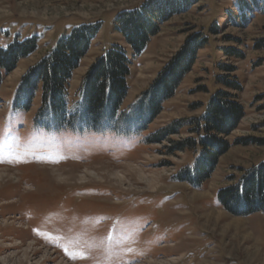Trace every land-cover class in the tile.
Masks as SVG:
<instances>
[{
  "label": "rangeland",
  "instance_id": "rangeland-1",
  "mask_svg": "<svg viewBox=\"0 0 264 264\" xmlns=\"http://www.w3.org/2000/svg\"><path fill=\"white\" fill-rule=\"evenodd\" d=\"M145 1L0 0V47L38 40L0 86V169L12 178L0 183V264H264V213L235 215L217 200L242 170L264 160V142L255 141L264 140V11L252 9L244 22L234 0H197L162 22L137 55L114 22ZM95 21L101 29L73 74L69 101L95 58L116 45L130 60L119 122L97 130L40 126V93L28 109L15 106L22 76L74 27ZM195 31L206 44L145 124L133 107L137 97ZM228 73L239 91L221 80ZM219 90L236 95L244 116L210 177L193 187L177 175L198 147L182 143L196 137L197 120ZM173 124L171 133L155 137ZM241 138L255 142L237 143ZM30 243L36 254L27 251Z\"/></svg>",
  "mask_w": 264,
  "mask_h": 264
},
{
  "label": "trees",
  "instance_id": "trees-1",
  "mask_svg": "<svg viewBox=\"0 0 264 264\" xmlns=\"http://www.w3.org/2000/svg\"><path fill=\"white\" fill-rule=\"evenodd\" d=\"M197 0H146L139 7L118 12L114 26L135 54H140L150 38L159 32L160 24L173 15L186 11ZM238 17L247 22V12L261 8L264 0H234ZM235 18V17H234ZM101 29V21L83 23L74 27L51 47L22 76L15 95V106L28 109L40 93L39 109L35 120L49 129H92L102 127L103 122L119 121L121 106L127 96L130 60L122 48L113 45L98 55L90 64L77 90V98L69 101L68 86L81 60L89 51ZM213 30V27L211 28ZM37 37L14 41L0 47V86L19 60L33 54L37 49ZM207 42L202 31H195L185 38L180 48L142 91L133 107L140 116L146 115L148 124L162 110L163 103L170 99L180 82L195 62L196 54ZM232 52L240 51L229 49ZM233 71L235 67L225 66ZM233 91L241 89L230 73L222 78ZM132 108V107H131ZM142 111V112H141ZM244 116V108L230 91L219 90L212 94L197 120L193 131L196 137L186 139L183 146H191L198 153L192 165L178 173L177 178L193 187H200L214 171L218 158L230 147L226 137L237 127ZM118 121V122H117ZM115 127V124L111 128ZM174 124L157 131L165 136ZM254 140V139H253ZM257 142H264L255 139ZM252 139L241 138L237 143L248 144ZM261 144V143H259ZM264 144V143H262ZM217 200L227 211L235 215L264 213V160L241 171L232 185L218 191Z\"/></svg>",
  "mask_w": 264,
  "mask_h": 264
},
{
  "label": "bare ground",
  "instance_id": "bare-ground-1",
  "mask_svg": "<svg viewBox=\"0 0 264 264\" xmlns=\"http://www.w3.org/2000/svg\"><path fill=\"white\" fill-rule=\"evenodd\" d=\"M119 165V164H118ZM108 166V165H107ZM112 167V166H111ZM110 167V168H111ZM115 167V166H114ZM108 168V167H107ZM107 168H105V169H107ZM101 169V168H100ZM102 169H104V168H102ZM113 169V168H112ZM108 171V170H107ZM127 171V170H126ZM62 172V171H61ZM71 171H63L62 173H66V174H68V176H72V174L73 173H75V172H71ZM111 172H112V170H111ZM115 172V171H114ZM123 172V171H122ZM128 172H129V170H128ZM56 173V172H55ZM104 173V172H103ZM116 173V172H115ZM105 174V173H104ZM15 175V174H14ZM56 175V174H55ZM110 175H111V173H110ZM58 176V175H57ZM63 176V175H62ZM65 176V175H64ZM73 177V176H72ZM5 178L6 179H8V180H11L12 178H11V173H10V171L9 170H6V169H4V168H1L0 169V183L2 182V180H5ZM57 178V177H56ZM63 178V177H62ZM66 178H67V176H66ZM153 182V181H152ZM4 184V183H3ZM38 242V241H37ZM33 243V242H32ZM32 243H30V244H28V246H27V251H29V252H32V254H36L40 249H38V248H35V247H33L32 246ZM23 244V242L22 243H20V245L19 246H21ZM38 245V244H37ZM18 246V247H19ZM29 249V250H28ZM26 253H28V252H26ZM150 264H152L153 262H149Z\"/></svg>",
  "mask_w": 264,
  "mask_h": 264
}]
</instances>
